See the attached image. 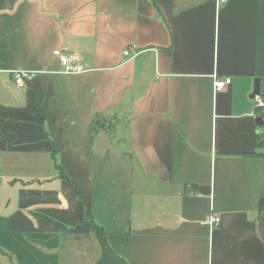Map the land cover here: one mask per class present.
Returning a JSON list of instances; mask_svg holds the SVG:
<instances>
[{
  "label": "crops",
  "instance_id": "obj_1",
  "mask_svg": "<svg viewBox=\"0 0 264 264\" xmlns=\"http://www.w3.org/2000/svg\"><path fill=\"white\" fill-rule=\"evenodd\" d=\"M255 79L264 0H0V264H264Z\"/></svg>",
  "mask_w": 264,
  "mask_h": 264
},
{
  "label": "built area",
  "instance_id": "obj_2",
  "mask_svg": "<svg viewBox=\"0 0 264 264\" xmlns=\"http://www.w3.org/2000/svg\"><path fill=\"white\" fill-rule=\"evenodd\" d=\"M214 2L216 3L217 6H221L223 4H226L228 0H214ZM53 55L58 59L60 64L63 66L64 74H76V73H80L84 71L82 66L75 64L68 55L62 52V50L53 51ZM123 55L128 56L129 50L124 51ZM30 76L31 75L29 73H26L23 71H16L13 74L14 83L18 86H22L24 82L27 79H29ZM230 84H231L230 78H225V79L220 80V79H217V77H215L213 79V91L214 93H216L221 90H224ZM254 100L256 101V106L259 109H264V98H262V94L261 96L256 97ZM219 221H220L219 218L210 216L207 223L210 227H214L218 225Z\"/></svg>",
  "mask_w": 264,
  "mask_h": 264
},
{
  "label": "water",
  "instance_id": "obj_3",
  "mask_svg": "<svg viewBox=\"0 0 264 264\" xmlns=\"http://www.w3.org/2000/svg\"><path fill=\"white\" fill-rule=\"evenodd\" d=\"M264 85V79H255L253 84V91L251 93V98L255 99L256 97L261 96L262 94V86ZM256 123L260 126H264V119L262 117H258L256 119ZM264 211L261 213L259 218V235L261 239L264 241Z\"/></svg>",
  "mask_w": 264,
  "mask_h": 264
},
{
  "label": "trees",
  "instance_id": "obj_4",
  "mask_svg": "<svg viewBox=\"0 0 264 264\" xmlns=\"http://www.w3.org/2000/svg\"><path fill=\"white\" fill-rule=\"evenodd\" d=\"M262 98H264V89L262 90ZM95 125L96 123L94 122V127H93L94 129L96 127ZM263 211H264V193L260 199V207H259L260 215ZM91 225H92V231L94 233L104 236L102 229L98 225H96L93 221H91ZM263 226H264V222H263Z\"/></svg>",
  "mask_w": 264,
  "mask_h": 264
},
{
  "label": "rangeland",
  "instance_id": "obj_5",
  "mask_svg": "<svg viewBox=\"0 0 264 264\" xmlns=\"http://www.w3.org/2000/svg\"><path fill=\"white\" fill-rule=\"evenodd\" d=\"M217 6V5H216ZM217 7H219V6H217Z\"/></svg>",
  "mask_w": 264,
  "mask_h": 264
}]
</instances>
